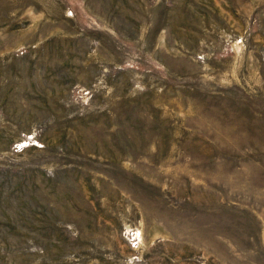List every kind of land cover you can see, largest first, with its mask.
Returning <instances> with one entry per match:
<instances>
[{
  "label": "rangeland",
  "instance_id": "1",
  "mask_svg": "<svg viewBox=\"0 0 264 264\" xmlns=\"http://www.w3.org/2000/svg\"><path fill=\"white\" fill-rule=\"evenodd\" d=\"M0 264H264V0H0Z\"/></svg>",
  "mask_w": 264,
  "mask_h": 264
}]
</instances>
